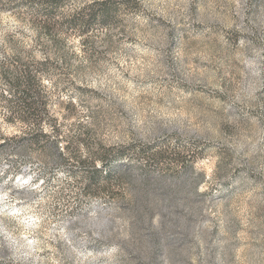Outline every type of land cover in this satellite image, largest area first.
I'll use <instances>...</instances> for the list:
<instances>
[{
  "label": "rangeland",
  "instance_id": "1",
  "mask_svg": "<svg viewBox=\"0 0 264 264\" xmlns=\"http://www.w3.org/2000/svg\"><path fill=\"white\" fill-rule=\"evenodd\" d=\"M55 1L0 0V264H264V0ZM95 1L113 18L86 39L40 27ZM24 63L57 148L12 139Z\"/></svg>",
  "mask_w": 264,
  "mask_h": 264
},
{
  "label": "trees",
  "instance_id": "2",
  "mask_svg": "<svg viewBox=\"0 0 264 264\" xmlns=\"http://www.w3.org/2000/svg\"><path fill=\"white\" fill-rule=\"evenodd\" d=\"M41 1L50 4L56 2L55 0ZM48 18L40 25L44 32L51 33V35L69 32L75 33V35L79 34L83 36V39H86L87 35H89L97 24H106L112 20L113 16L110 10L105 7L104 3H96L95 1L93 4L78 11L68 22L62 25L56 24V22H52L50 17ZM51 42L60 54L66 56V50L62 46L68 44L65 40L54 39ZM51 64L49 60L39 63L40 66H44L45 68H49ZM9 71L13 78L9 84V94L11 97L6 99V103L2 106L10 114L7 117L8 121L18 124L21 127L20 134L14 136L12 139L19 146L26 147L57 148L61 146L62 139L65 137L62 134L59 119L51 114L48 101L39 89L44 85V77H46L43 75L44 73L42 74L40 69L28 63H24L22 66L17 65ZM75 144L76 142L74 140H68L66 146L67 148H74ZM109 152L110 150H105L102 152V156L105 154V157L108 156L110 160L105 161V157H101L100 165L97 168L95 166L96 160H94L92 164H94L95 171L87 175L88 187L97 193L110 190L109 185L111 184L110 178L112 173L106 170L105 174H103L106 164L115 160H121L124 154L111 155ZM163 152L166 153V150L156 151L154 155L157 156ZM124 169H120V172H123Z\"/></svg>",
  "mask_w": 264,
  "mask_h": 264
}]
</instances>
